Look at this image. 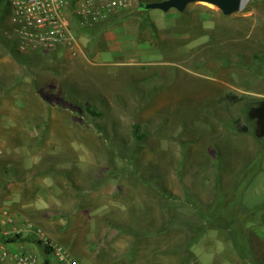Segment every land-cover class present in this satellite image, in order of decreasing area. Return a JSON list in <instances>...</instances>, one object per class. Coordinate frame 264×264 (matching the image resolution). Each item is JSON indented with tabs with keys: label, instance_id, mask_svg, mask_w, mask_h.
I'll list each match as a JSON object with an SVG mask.
<instances>
[{
	"label": "rangeland",
	"instance_id": "rangeland-1",
	"mask_svg": "<svg viewBox=\"0 0 264 264\" xmlns=\"http://www.w3.org/2000/svg\"><path fill=\"white\" fill-rule=\"evenodd\" d=\"M142 1L158 0H129L51 54L22 61L0 47L1 193L4 172L24 167L37 171L24 179V198L47 176L54 188L65 185L52 192L55 208L76 209L62 239L78 254L88 243L92 260L82 264L103 263L116 249L121 260L125 251L102 244L103 222L89 218L95 207L94 215L148 218L158 234L174 224L141 237L136 264H234L236 254L264 264V139L248 119L264 99V0L232 16L205 3L141 11ZM0 16L7 38L8 0ZM228 94L246 100L221 101ZM9 114L19 121L12 136ZM35 254L62 264L39 246Z\"/></svg>",
	"mask_w": 264,
	"mask_h": 264
},
{
	"label": "crops",
	"instance_id": "crops-1",
	"mask_svg": "<svg viewBox=\"0 0 264 264\" xmlns=\"http://www.w3.org/2000/svg\"><path fill=\"white\" fill-rule=\"evenodd\" d=\"M24 119V114H23ZM7 120L9 123L7 124V129H5L6 134L12 136L13 134H17L18 132V125L13 124L19 123L17 120L16 115L9 114ZM20 122L22 119H19ZM9 126V127H8ZM15 132V133H14ZM17 132V133H16ZM27 132L31 134V130L27 128ZM22 133V132H21ZM23 134V133H22ZM2 138L8 141V137L0 134ZM0 147L2 148L1 144ZM3 149V148H2ZM4 151V150H3ZM1 164V162H0ZM37 167V165H34ZM34 170L36 171V168H30L27 169L26 167L21 168V170H11L10 173L13 171H16V175H19L23 180L14 178H9L7 175V183L8 185L4 186L1 193L0 190V219H5L8 221H11L9 226L7 227L8 230H10L13 233H19L24 236H30L27 225L33 224L36 227L41 228L47 236L50 238V240L54 243H61L64 244V247L67 248L69 253H72V256L76 258L77 260L81 261V259H87L91 262V258L89 257L92 253L91 249L88 247V243H84L83 245V252L81 254H78L75 252V246L73 242L70 239H62L63 235L66 232H71L74 229V225H72V221L74 218V214L76 213L75 210H68L65 211H59L55 208V206H59L58 202L55 200V193H52L53 190L60 188L64 189L65 185H62L60 183H55L56 187L54 188V185L52 183H49V180H53V177L47 176L45 178V181H36L34 183L36 194L33 196V193H29L28 197L24 198V191L26 190L27 193L29 192V187L26 186V184H30L29 182H26L24 179L26 176L31 175L34 173ZM37 172V171H36ZM18 173V174H17ZM14 174V173H13ZM52 174V173H50ZM15 175V174H14ZM47 179V180H46ZM22 181L23 184L22 187L13 188V181ZM54 188V189H53ZM85 196L86 194L83 193ZM85 204V199H83ZM84 207V205H83ZM55 208V209H54ZM97 207H95L96 209ZM93 209L91 212L93 215H89V218L92 217H100L101 222H103L102 227L104 228L101 232L100 238L104 239L102 240V244L105 243L106 247L112 246V248H116L119 246H122L125 251H123L121 254H124L122 259H118L119 251L114 253H111L112 251L107 252L106 261L100 264H136L138 255H139V242L141 237H149L153 233H157L156 230L153 229V226L151 224V220L148 218H145L144 220H138L134 218L127 219L123 215H101L102 211L97 212V215H94ZM3 211V213H2ZM125 214V213H124ZM85 216V215H84ZM27 218L33 222H27L22 221L23 218ZM179 219L170 216L169 221L172 222H180L182 221L181 216H178ZM84 218H88L84 217ZM136 220V221H135ZM201 221V220H200ZM133 223V224H132ZM174 224H171L170 226H165L164 229L158 230L161 233L164 234L168 230L173 229ZM169 228V229H166ZM158 234V233H157ZM158 234V235H159ZM69 236V235H67ZM117 238L118 240L112 241L113 239ZM59 245V244H58ZM39 246L35 243L30 242H19V243H11L8 242L7 238H0V247L6 248L8 251L13 253H27L34 255L38 258V256L35 254V247ZM40 247V246H39ZM42 248V247H41ZM43 249V248H42ZM44 253H46L45 249H43ZM138 252V253H137ZM48 255V254H47ZM51 256H54L52 253ZM115 256V258H114ZM237 260H235L234 264H250L249 261L245 257H241L239 254L234 255ZM240 256V257H239ZM40 264H43L40 262ZM44 264H54L50 258H45Z\"/></svg>",
	"mask_w": 264,
	"mask_h": 264
},
{
	"label": "built area",
	"instance_id": "built-area-1",
	"mask_svg": "<svg viewBox=\"0 0 264 264\" xmlns=\"http://www.w3.org/2000/svg\"><path fill=\"white\" fill-rule=\"evenodd\" d=\"M12 30L20 53L51 54L76 44V30H87L125 10L129 0H8ZM4 154L0 147V156ZM11 221L0 219V238L19 233L7 229ZM30 236L49 244L62 264H82L66 247L54 244L47 234L33 224L27 225ZM0 264H40L27 253H13L0 247Z\"/></svg>",
	"mask_w": 264,
	"mask_h": 264
},
{
	"label": "trees",
	"instance_id": "trees-1",
	"mask_svg": "<svg viewBox=\"0 0 264 264\" xmlns=\"http://www.w3.org/2000/svg\"><path fill=\"white\" fill-rule=\"evenodd\" d=\"M158 1H163V0H158ZM144 4H147V3L142 1L140 4L139 9L141 11L146 10L143 7ZM0 21H4V17L0 16ZM8 21H9V30L7 31V33L12 30V26L10 24V19ZM98 24H100V23H98ZM0 47H2L7 54H10L15 59H21L23 61L27 57V54L20 53L18 51L15 39L10 38L9 36L7 38L6 37L5 38L0 37ZM38 58H40V57H38ZM245 100H246L245 96H238L235 94H228V95H225L221 98V101H223V102H231L234 104L240 103V102L245 101ZM88 111H89V113L92 114V116H95V117L100 116V114L96 113L95 111H93L90 108H88ZM248 119L255 126L256 137L258 139H264V99L259 100V101L250 105V108L248 111ZM235 125H236V127L240 133H248L249 132V127L242 125L241 121H236ZM138 130H140V128H138L137 131ZM13 173H10V171L4 172L5 175H9L8 176L9 178H14L16 176V171H13ZM50 173H53V171L52 172L50 171ZM8 242H11V243H19V242L35 243V244L39 245L40 247H42L43 249H45L47 254L53 253V249L51 248V246L49 244H46V243L39 241V240H36L33 236H24L22 234H17V235H14V236L8 238Z\"/></svg>",
	"mask_w": 264,
	"mask_h": 264
},
{
	"label": "water",
	"instance_id": "water-1",
	"mask_svg": "<svg viewBox=\"0 0 264 264\" xmlns=\"http://www.w3.org/2000/svg\"><path fill=\"white\" fill-rule=\"evenodd\" d=\"M249 0H164L144 4L146 10H161L165 13L170 11L185 12L195 3H205L217 7L225 16H232L244 10Z\"/></svg>",
	"mask_w": 264,
	"mask_h": 264
}]
</instances>
